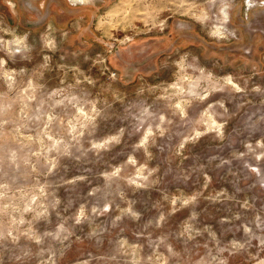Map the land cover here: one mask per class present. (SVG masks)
I'll use <instances>...</instances> for the list:
<instances>
[{"label": "rangeland", "instance_id": "rangeland-1", "mask_svg": "<svg viewBox=\"0 0 264 264\" xmlns=\"http://www.w3.org/2000/svg\"><path fill=\"white\" fill-rule=\"evenodd\" d=\"M0 264H264V0H0Z\"/></svg>", "mask_w": 264, "mask_h": 264}]
</instances>
